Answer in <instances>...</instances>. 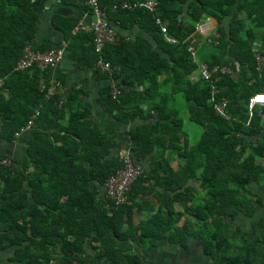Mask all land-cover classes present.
I'll use <instances>...</instances> for the list:
<instances>
[{
  "label": "trees",
  "instance_id": "1",
  "mask_svg": "<svg viewBox=\"0 0 264 264\" xmlns=\"http://www.w3.org/2000/svg\"><path fill=\"white\" fill-rule=\"evenodd\" d=\"M144 1L100 0L112 26L138 27L149 39L119 35L99 53L91 32L72 33L76 20L52 17L77 69L99 61L112 69L96 71L110 82L101 105L129 126L128 151L143 167L127 203L115 207L101 189L123 168L120 134L93 123L80 90L64 98L48 81L52 68L16 69L48 0H0V138L14 143L31 122L21 161L0 152V250H12L10 263L89 264L81 256L92 246L103 264H145L133 241L164 239L185 249L194 239L214 264H264V222L251 234L233 228L239 213L255 212L249 186L264 191V107L248 110L250 98L264 93V65L258 71L256 61L264 57V0H151L153 12L122 7ZM208 18L216 21L208 39L219 54L205 63L233 72L215 77L214 101L207 82L191 76L196 26ZM33 49L49 50V41ZM223 101L226 118L214 109ZM185 114L201 130L195 141L183 130Z\"/></svg>",
  "mask_w": 264,
  "mask_h": 264
},
{
  "label": "crops",
  "instance_id": "2",
  "mask_svg": "<svg viewBox=\"0 0 264 264\" xmlns=\"http://www.w3.org/2000/svg\"><path fill=\"white\" fill-rule=\"evenodd\" d=\"M144 2H138L135 4H141ZM86 3L87 0H48L44 13L39 20V29L33 40L32 47H37L43 40H48L49 50L55 49L62 51V59L52 68L48 81L53 83V86H58V91L64 98H66L73 89L80 90L81 95L79 98L83 107L90 113V118L93 123L99 126L104 132L113 130L120 134V146L117 154L120 151L129 153L126 140V132L129 129V126L120 123L111 115L106 114L101 105L100 92L104 87L108 86L110 82L105 78H101L100 74L96 72L97 68L95 67L77 69L74 65L71 46L64 40L62 33L52 25V17L58 16L65 20H76L77 25L82 24L88 27L92 23L93 17L91 16L90 9ZM229 18L227 19L229 20ZM214 23L216 25L215 20ZM112 27L115 28L119 35L126 37V39H134L138 36L149 39V37L138 27H134L127 31L120 29L114 23ZM80 31L90 32L86 29ZM76 32L75 29L72 31V33ZM210 34L207 36H201L196 33V36L193 38V42H196L201 46V49L205 47L202 55L204 60L199 61L197 58V51L193 52V59L197 65L205 63L211 55L219 54V50L208 39ZM263 65L258 68V71L262 69ZM198 74V71H196L191 76L195 79ZM30 137L31 125L26 127L24 132L17 136L14 143L8 144L0 138V152L4 154L8 153L14 160L21 161ZM249 189L254 197L255 212L252 217H246L239 213L233 221V228H239L241 234L254 233L256 230V221L262 220L264 222V191L256 184L249 186ZM101 193L104 194L103 187ZM259 229L261 230V226H259ZM149 245H151V247H148ZM132 246L133 252L136 253L140 257V260L145 264L219 263V260H212L211 258L206 257L203 254L202 247L198 245L194 239H189L188 246L185 249L164 239L155 241L154 243L145 242L144 244L135 240L132 242ZM6 252H9V254ZM95 253V249L92 246H88L81 257L87 260L89 264H103L96 258ZM11 255L12 250H0V264H12L9 262V257H11Z\"/></svg>",
  "mask_w": 264,
  "mask_h": 264
},
{
  "label": "built area",
  "instance_id": "3",
  "mask_svg": "<svg viewBox=\"0 0 264 264\" xmlns=\"http://www.w3.org/2000/svg\"><path fill=\"white\" fill-rule=\"evenodd\" d=\"M117 3L119 0H113ZM87 6L90 9L91 16L93 17L92 23L86 27L82 24H78L75 28L78 30H88L93 35V43L94 48L97 53L101 52V50L107 44H115L119 41L120 37L114 27L111 26L110 21L108 20V14L106 9L101 7L100 0H87ZM123 8H146L150 11H154L155 3L151 0H147L141 4H135L130 6L127 3H123ZM156 24L161 26V32L163 34L166 33V28L162 26L159 18L156 19ZM216 28L214 20L211 18L206 19L204 22L197 24L196 33L201 36H207L212 33ZM166 40L170 43H174L175 40L173 38H166ZM62 51L61 50H46L43 52L35 51L31 45H27L24 48L23 54L20 57L16 69L25 70L30 68L32 65H37L41 69L53 68L58 62L62 59ZM258 68H260L264 64V57L257 56L256 58ZM97 68L101 72H109L112 73V69L109 64L99 61L97 63ZM198 73L201 78L207 82L210 89V95L212 101L215 100L216 94L218 92L217 85L215 83V77L218 74L224 75L228 73H232V70L227 66H213L210 67L206 63L198 64ZM3 85V80L0 79V87ZM118 93V90L112 84V95L115 96ZM257 95H264V93H257L253 97L250 98L248 102V110L251 111L256 106H264V102L257 101L255 97ZM226 102L215 103L214 109L216 113L226 118L224 107ZM31 125V122L27 127ZM118 157L123 162V168L120 169L115 175L108 178V180L103 185L104 194L106 198H108L115 207L123 205L127 203L126 193L131 187L133 181L139 177L143 173V167L137 163H135L128 152L120 151ZM5 164H9V161L4 162ZM49 264H56L54 260H51Z\"/></svg>",
  "mask_w": 264,
  "mask_h": 264
},
{
  "label": "rangeland",
  "instance_id": "4",
  "mask_svg": "<svg viewBox=\"0 0 264 264\" xmlns=\"http://www.w3.org/2000/svg\"><path fill=\"white\" fill-rule=\"evenodd\" d=\"M203 49H201V46H199V45L196 48L197 58L199 61L204 60V57H202V55L204 53ZM181 118L183 119V130H184V132H186L189 135V137L192 141H195L199 137L201 130L195 124L189 122L188 116L186 114L181 116ZM6 253L9 254V252H6Z\"/></svg>",
  "mask_w": 264,
  "mask_h": 264
},
{
  "label": "clouds",
  "instance_id": "5",
  "mask_svg": "<svg viewBox=\"0 0 264 264\" xmlns=\"http://www.w3.org/2000/svg\"><path fill=\"white\" fill-rule=\"evenodd\" d=\"M255 99H256L257 101L264 102V95H257V96L255 97Z\"/></svg>",
  "mask_w": 264,
  "mask_h": 264
}]
</instances>
